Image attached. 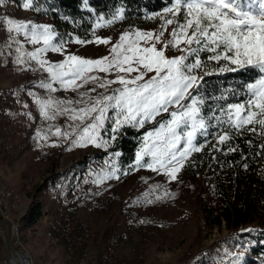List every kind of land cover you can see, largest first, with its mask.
Wrapping results in <instances>:
<instances>
[{"label":"snow or ice","instance_id":"obj_1","mask_svg":"<svg viewBox=\"0 0 264 264\" xmlns=\"http://www.w3.org/2000/svg\"><path fill=\"white\" fill-rule=\"evenodd\" d=\"M3 3L4 0H0V5ZM33 3L34 0H24L22 6L33 9ZM82 3L89 6V0H82ZM89 11H92L90 7ZM170 13L173 14L171 18L167 15ZM124 14L122 6L116 8L110 18L98 14L95 28L123 20ZM162 18L160 35L138 29L123 33L111 49L112 56L98 59L67 53L66 44H108L111 43L109 39L69 37L65 41L48 25L19 23L7 18L2 23L7 25L9 33L22 34L31 44L43 42L44 47L36 51H25L23 45L16 49L18 64L35 61L48 73L49 82H41L39 88L48 93L63 90L78 94L75 100L52 96L35 98L45 120L66 116L72 121L69 128L73 130L56 128L53 133L56 137L75 136L72 144L77 147L106 148L123 127L139 131L146 124L154 125L141 135L133 167L162 171L175 181L190 154L201 151L198 137L203 138V143L213 136L219 144H224L247 125H254L248 129L253 133L257 132L256 126L264 133V0H171L170 4H165ZM173 24L171 39L162 48L157 49L154 43L141 47V41L147 45L154 36L156 43H160L167 26ZM169 46L180 54L166 56ZM49 51L60 55L67 53L66 58L62 62L45 60L43 56ZM204 53L208 55L202 59ZM221 60L226 62L223 66L216 70L210 67L213 62L219 65ZM249 67L258 70V78L254 83L240 86L242 91L246 89L243 101L230 102L224 94L210 97L205 92V76ZM113 72L117 73L115 79H108ZM133 72L136 73L134 77ZM149 73L154 74L149 76ZM89 83L95 87L80 91ZM113 84L118 87L109 93ZM97 88L104 92L92 95ZM229 95L235 98L237 93ZM209 99L217 101L215 109L206 108ZM37 136L47 138L39 132ZM120 154L119 151L113 153L116 157ZM145 157L149 159L146 161ZM110 168V171L97 173L93 182L102 184L106 180L119 179L118 166L111 164ZM147 196L145 194L146 202L152 203Z\"/></svg>","mask_w":264,"mask_h":264},{"label":"rangeland","instance_id":"obj_2","mask_svg":"<svg viewBox=\"0 0 264 264\" xmlns=\"http://www.w3.org/2000/svg\"><path fill=\"white\" fill-rule=\"evenodd\" d=\"M167 15L171 18L173 14ZM162 16L163 12L152 14L144 20H134L133 23L116 20L110 26L104 25L97 29L94 36L90 38L93 40L97 37L106 38L111 43L69 44L66 45L67 53L89 59L111 57V49L119 42L123 33L138 29L154 32L156 36L160 35L161 25L164 23ZM5 18L19 23L51 27L52 25L48 19L37 18L33 10L25 9L23 6L19 7L9 0H4V3L0 5V97L4 96L9 101L5 113L3 111L0 113V142L5 144L2 149L5 150L7 146L11 147L10 149L15 155L7 162V159L5 160L6 152L0 153V202L2 201L0 215L9 233L11 230H15L19 252L25 251V249L29 251L35 264H64L63 246L46 237V228L59 213L75 210L78 213V218L84 221L91 233L95 243H93L94 252H98L104 247V244L99 247L100 244L97 241L104 242L107 234L118 228L119 223L125 222L131 217H145L149 220L150 226L137 235V255L143 256L141 264H245L244 259L247 253L243 251L244 248H237L230 241L235 233L228 230L225 225L218 228L206 224L204 208L216 207L217 197L212 187L205 182L204 171L195 176L189 174V170L185 166L188 161L184 163L175 181L170 180L162 171L153 172L146 168L135 167L130 173L118 172L119 179L114 178L106 180L102 184L93 185L92 177L97 178V173L110 171V165L117 164V158L113 154L107 153L108 155L104 156L103 152H108V145L106 148L88 145L79 149L80 147H73L72 140L75 139L73 136H69L67 139L52 138L51 140L49 138L45 141L35 136L37 130L40 132L45 127L47 128L44 131L46 136L50 135L48 130L52 127L46 120L47 126H45V122L39 123L40 117L43 116L40 115L39 105L35 103L36 96L45 99L52 96L53 98L75 100L78 98V94L63 90L48 93L45 89L38 87L41 82H49L48 73L42 70L35 61L31 62L35 65L29 69L26 64H18L16 49L23 45L25 51H36L38 48L44 47L43 42L31 44L24 39L22 34L9 33L7 25L2 23ZM176 19L179 20L180 17L177 16ZM174 28L175 24L167 26L160 43H156L154 36L147 45L141 41V47H150L154 43L157 49L162 48L171 39ZM66 54L60 55L49 51L44 54L43 58L51 62H62L65 60ZM179 54L171 46L165 52V55L169 57ZM215 65L216 63L213 62L210 67L216 70L218 67ZM95 74L97 73H90V75ZM153 74L149 73L148 75ZM98 75L105 76L106 74L98 73ZM116 75L117 73L113 72L107 78L115 79ZM119 75H124V73H119ZM131 75L134 77L136 73L133 72ZM145 78L147 79V77ZM92 87L95 85L89 83L80 91ZM116 87L118 85H111L108 92L110 93ZM103 92V89L97 88V91L92 95ZM8 111L12 113L10 119L9 117L5 118ZM24 113L26 118H24L25 115L23 116ZM25 120L28 124L31 123L29 124L30 128L26 127ZM55 120L61 121V128L65 131L73 130L69 128L72 121L66 116H58ZM152 127L154 125L146 124L143 129L147 131ZM27 131H30V136L25 135V138L30 139L31 144L29 148H26L27 153L24 154L22 149L16 148L19 145L13 142V138L18 133L20 135L27 134ZM45 146L53 147V152H47L44 149ZM100 157H105V160ZM87 158L90 162L86 167L82 169V165L77 166ZM87 168H89L88 171ZM80 170L83 171V176L81 177L79 173L80 179L77 180V187L72 189L75 185L74 177L71 178V184H65V181L68 177L75 176L76 172ZM51 177L56 179L58 177L55 183L59 191L58 201L51 200L54 187L41 188L47 181L50 183L49 186L53 185V181H49ZM157 185L160 187L157 188ZM96 189L98 190L97 196L92 193V190L97 191ZM6 190L12 191L13 196L8 200L5 199V203H3L2 194ZM165 190H167V195ZM49 193L50 196H48ZM145 194H148L147 199L152 203L146 202ZM93 197L108 201L110 210L102 213L91 210L88 202ZM38 203H42L45 214L37 224L31 225L29 223L30 213ZM7 214L10 219L5 218ZM16 221H18V225ZM115 226L117 227L115 228ZM126 247L128 248V246L122 247L120 255L134 261V253ZM0 264H11L1 229Z\"/></svg>","mask_w":264,"mask_h":264},{"label":"trees","instance_id":"obj_3","mask_svg":"<svg viewBox=\"0 0 264 264\" xmlns=\"http://www.w3.org/2000/svg\"><path fill=\"white\" fill-rule=\"evenodd\" d=\"M9 1L19 7L24 3V0ZM166 3L170 4L171 0H89L88 7L82 3V0H34L33 9L35 10H31L37 18L48 19L58 36L63 37L65 41L69 37L88 40L97 31L95 21L98 19V14L107 19L112 16L116 8L122 6L125 8L123 20L133 23L134 20H144L152 14L162 13ZM89 7L92 11H89ZM69 44L75 43L66 45ZM206 55L208 54L204 53L202 59ZM224 62L221 60L219 65L215 66L219 68L225 64ZM257 78L258 70L251 67L238 72H218L204 77L206 81L204 90L210 97L224 94L229 97L230 102L243 101L246 89L242 91L240 86L254 83ZM232 92L237 93L235 98L229 95ZM8 102L4 96L0 97V113H5ZM216 107L217 101L209 99L206 108L215 109ZM8 117L9 119L12 117L10 111L5 115V118ZM253 126H245L239 134H234L224 144H219L213 136L207 137V141L203 143V138L198 137L197 143L201 144V151L193 152L185 166L189 174L193 176L204 171L205 182L212 187L217 197L216 207L204 208L206 224L218 228L225 225L228 230L235 233L230 241L235 244V247L244 248L243 251L247 253L244 259L245 264H263L264 147L261 146L264 145V133L259 132L258 126H256L257 132L249 131L248 129ZM209 131L213 130L209 129ZM144 132H146L144 129L137 131L131 127H123L116 134V139L108 145V152H103L104 156L108 155L107 153L110 155L119 151L121 154L116 157V165L122 172H132L135 169L133 167L135 152L138 150L140 137ZM2 146L1 153L5 151V160L9 161L14 155L8 148L2 149ZM230 148L235 150L229 151ZM144 159L147 161L149 158ZM88 160L89 158L77 166L86 167L90 162ZM58 177L49 179L53 181V185L49 186L50 183L47 181L41 188L55 187ZM79 179L78 177L77 180ZM77 180L72 189L77 187ZM31 211L29 223L34 225L45 214L42 203H38Z\"/></svg>","mask_w":264,"mask_h":264},{"label":"bare ground","instance_id":"obj_4","mask_svg":"<svg viewBox=\"0 0 264 264\" xmlns=\"http://www.w3.org/2000/svg\"><path fill=\"white\" fill-rule=\"evenodd\" d=\"M45 150L53 152L54 149L46 148ZM2 196L3 203H5L4 200L11 198L13 192L6 190ZM88 204L91 210L95 212L102 213L110 210V203L97 197L90 198ZM1 205L2 201L0 202ZM5 218L10 219V216L7 214ZM117 226L118 228H116ZM117 226H115V230L107 234L104 240V247L98 252H94V241L91 233L88 231V227L84 221L78 218V213L75 210H69L68 213L63 212L56 215L49 222L45 234L47 238L63 246L64 264H141L143 256L137 255V235L150 226L149 220L145 217H131ZM63 234L71 237H64ZM123 245L128 246L126 248L134 253V261L120 255L121 246ZM19 253L22 254L21 260H23L24 264H35L29 251L25 249V251ZM8 258L12 263V256L8 255Z\"/></svg>","mask_w":264,"mask_h":264},{"label":"crops","instance_id":"obj_5","mask_svg":"<svg viewBox=\"0 0 264 264\" xmlns=\"http://www.w3.org/2000/svg\"><path fill=\"white\" fill-rule=\"evenodd\" d=\"M37 64V63H36ZM26 66L28 67V69L29 68H32L33 66H30V65H28V64H26ZM37 97V96H36ZM42 98V97H41ZM25 115V116H24ZM41 115V114H40ZM23 116H24V118H26V114L24 113L23 114ZM26 121V120H25ZM40 121H42V122H45V119L43 118V117H40V119H39V123H40ZM27 122V121H26ZM42 122L40 123V124H42ZM46 122L48 123V121L46 120ZM45 122V126H47V123ZM50 122V124H49V126L51 127L50 129H51V132H50V135H47V138L46 139H51L52 140V138H56V139H58V138H63V137H56L53 133L55 132V130H56V128H60L62 131H65L64 129H62L61 128V125H60V122L61 121H57V120H52V121H49ZM29 124H31V123H29ZM28 124V122H27V128H30L29 125ZM44 126V127H45ZM47 128L45 127V129H43L42 131H40L39 133H41L42 135H45L46 136V134H45V130H46ZM72 130H70V132H71ZM30 132V131H29ZM28 131H27V134H25V133H23V134H19L18 133V135H16V136H14V138H13V142H16V144H18L19 146L18 147H16V148H18V149H22V152L24 153V154H26L27 153V151H26V148H29V146H30V144H31V142H30V139H28V138H25V135H29L30 136V133H29ZM37 133H38V130H37ZM33 134H35V133H33ZM32 134V135H33ZM28 136V137H29ZM35 136H37L36 134H35ZM21 137H23L22 139H21ZM74 138H76L75 136H73ZM21 139V141L19 142V140ZM24 139H25V142H24ZM38 139H40V140H42V141H45L46 139H41L40 137H38ZM19 142V143H18ZM50 142H52V141H50ZM3 145V142L1 141L0 142V153H1V146ZM5 145V144H4ZM3 145V146H4ZM73 147H75L74 145H73ZM5 148H8L9 149V151L10 152H12V150L10 149L11 147H5ZM46 148H53V147H51V146H49V147H46ZM82 147H80L79 149H81ZM84 148V147H83ZM18 151V150H17ZM20 152V151H19ZM15 156V155H14ZM10 161V160H9ZM8 162V161H7ZM98 162V161H97ZM91 166H93V165H91ZM84 168V167H83ZM82 168V169H83ZM89 170V168H87V171ZM82 170H80V171H77L76 172V175L75 176H70V177H68L67 179H66V181H65V184H71V182H72V180H71V178H73L74 177V179H75V181L74 182H76V180H77V178L78 177H80V175H81V177L83 176V174H82ZM79 173H80V175H79ZM74 175V174H73ZM77 175H78V177H77ZM93 179H92V183H93V185H95L96 183H94L93 181L96 179V178H94V177H92ZM66 186V185H65ZM55 189H54V192L53 193H51V194H53V197L51 198V200L53 199V201H55V200H59V191H58V188L55 186L54 187ZM56 188H57V190H56ZM56 190V191H55ZM97 190V189H96ZM68 192V191H67ZM70 192V191H69ZM92 193L94 194V195H98V190L97 191H94V190H92ZM66 194V193H65ZM64 195V194H63ZM48 196H50V193H49V195ZM52 196V195H51ZM92 197V196H91ZM100 197V196H99ZM138 198H140V197H138ZM54 215H56V214H54ZM51 219V218H50ZM97 238V237H96ZM105 240V239H104ZM96 241V240H95ZM97 243L98 244H100V245H98L99 247H102L101 245L102 244H104V242L103 241H101V240H99V241H97ZM124 246V245H123ZM123 246H121V247H123ZM121 247H120V249H121ZM149 264V263H148Z\"/></svg>","mask_w":264,"mask_h":264},{"label":"water","instance_id":"obj_6","mask_svg":"<svg viewBox=\"0 0 264 264\" xmlns=\"http://www.w3.org/2000/svg\"><path fill=\"white\" fill-rule=\"evenodd\" d=\"M0 229L3 235V240L8 255L12 256L17 264H22L21 257L13 247L11 235L1 215H0Z\"/></svg>","mask_w":264,"mask_h":264},{"label":"built area","instance_id":"obj_7","mask_svg":"<svg viewBox=\"0 0 264 264\" xmlns=\"http://www.w3.org/2000/svg\"><path fill=\"white\" fill-rule=\"evenodd\" d=\"M44 149H46V146L44 147ZM13 219V218H12ZM72 221H73V218H72ZM17 225H18V221H16ZM11 234V238H12V244H13V247L15 248V250L17 251V253L20 255V257H22V254L19 253V244H18V241H17V236H15V230H11L10 232ZM64 237H71V236H67L65 234H63ZM131 239V238H130ZM132 240V239H131ZM22 261V264L23 263V260ZM11 264H17L14 260V258L12 257V263Z\"/></svg>","mask_w":264,"mask_h":264}]
</instances>
